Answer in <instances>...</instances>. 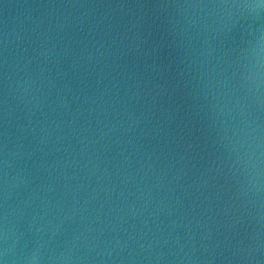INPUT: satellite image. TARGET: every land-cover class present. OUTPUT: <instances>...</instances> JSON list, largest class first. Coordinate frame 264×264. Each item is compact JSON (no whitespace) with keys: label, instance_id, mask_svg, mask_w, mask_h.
<instances>
[{"label":"water","instance_id":"obj_1","mask_svg":"<svg viewBox=\"0 0 264 264\" xmlns=\"http://www.w3.org/2000/svg\"><path fill=\"white\" fill-rule=\"evenodd\" d=\"M0 264H264V0H0Z\"/></svg>","mask_w":264,"mask_h":264}]
</instances>
